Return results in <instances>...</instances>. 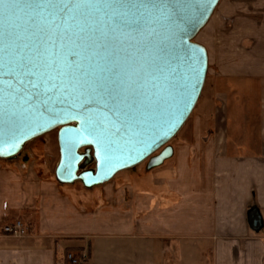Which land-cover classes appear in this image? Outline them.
I'll list each match as a JSON object with an SVG mask.
<instances>
[{
    "label": "crops",
    "instance_id": "0c3cea01",
    "mask_svg": "<svg viewBox=\"0 0 264 264\" xmlns=\"http://www.w3.org/2000/svg\"><path fill=\"white\" fill-rule=\"evenodd\" d=\"M214 60L208 96L157 168L85 189L0 160V226L26 229L0 235V264H264V0H220Z\"/></svg>",
    "mask_w": 264,
    "mask_h": 264
},
{
    "label": "water",
    "instance_id": "95a60500",
    "mask_svg": "<svg viewBox=\"0 0 264 264\" xmlns=\"http://www.w3.org/2000/svg\"><path fill=\"white\" fill-rule=\"evenodd\" d=\"M219 2L0 0V160L56 131L61 185L161 166L201 96L194 40Z\"/></svg>",
    "mask_w": 264,
    "mask_h": 264
},
{
    "label": "rangeland",
    "instance_id": "374dc122",
    "mask_svg": "<svg viewBox=\"0 0 264 264\" xmlns=\"http://www.w3.org/2000/svg\"><path fill=\"white\" fill-rule=\"evenodd\" d=\"M194 41L204 46L208 54V68H207L206 79H205V83H204L201 96L198 100V102L201 103L204 100V98L208 96L211 83L212 81H214V70L216 71V67H215L216 65H215V60H214V12L211 18L209 19V21L207 22V24L204 26V28L195 37ZM197 107H199V105H196V107L194 108L192 114L190 115L186 123L183 125V127L177 133V135L172 140L169 141L168 145L172 147V145L176 144L178 142V139L182 136V134L190 127L192 117ZM255 107L256 106L254 105L251 107L252 114H253V111H255L256 109ZM251 125H254L253 121L249 122V127ZM234 127L235 125L233 126L229 125V138L230 139H233L234 132L238 135V131H234ZM39 147H43L44 149L46 148L49 151H46L43 155L39 154L37 152V148ZM50 151H53V153H55L53 157H50L51 156ZM57 151H58V147H57V141H56V131H52L50 133H47L27 143L18 158L20 159L22 158V160L26 159L29 162H33L34 169H35L34 171H36L40 175L44 174V175H49L50 177H53L54 175L53 171L58 162L57 160L58 157H56ZM145 167H146V162H143L135 166L134 169L144 172ZM90 168H93V166H91ZM121 174L124 175L126 173H121ZM118 175L119 173H117L115 176H118ZM262 228L264 229V227H261L259 230H261Z\"/></svg>",
    "mask_w": 264,
    "mask_h": 264
},
{
    "label": "built area",
    "instance_id": "2783aa9c",
    "mask_svg": "<svg viewBox=\"0 0 264 264\" xmlns=\"http://www.w3.org/2000/svg\"><path fill=\"white\" fill-rule=\"evenodd\" d=\"M0 235L22 238L26 235V229L21 221L15 220L0 226Z\"/></svg>",
    "mask_w": 264,
    "mask_h": 264
}]
</instances>
